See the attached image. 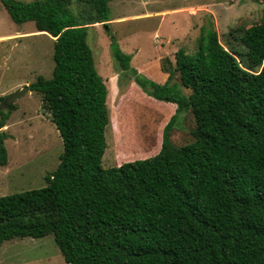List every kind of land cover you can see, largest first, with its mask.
<instances>
[{"label": "trees", "instance_id": "obj_1", "mask_svg": "<svg viewBox=\"0 0 264 264\" xmlns=\"http://www.w3.org/2000/svg\"><path fill=\"white\" fill-rule=\"evenodd\" d=\"M0 1L53 38L51 77L29 88L63 142L45 186L0 196V245L52 234L65 264H264V20L240 30L239 49L203 26L193 53L164 58L162 83L133 73L147 94L190 112V140L171 138L170 115L155 153L104 167L108 89L86 33L111 20V0ZM111 52L130 68L114 36ZM6 96L0 127L14 109H1Z\"/></svg>", "mask_w": 264, "mask_h": 264}, {"label": "rangeland", "instance_id": "obj_2", "mask_svg": "<svg viewBox=\"0 0 264 264\" xmlns=\"http://www.w3.org/2000/svg\"><path fill=\"white\" fill-rule=\"evenodd\" d=\"M109 13L110 21L94 24L86 33L96 71L108 89L104 167L155 153L170 115L176 114L171 138L177 144L190 140V112L177 111L175 103L147 94L145 90L150 87L141 85L133 73L164 82V58L173 61L178 48L193 53L201 28L210 23L221 43H232L239 49L241 45L234 37L264 20V0H111ZM111 36L124 53L130 54L129 69L123 70L112 56ZM52 39L46 32L38 33L32 21L14 22L0 1V96L28 87L10 103L14 109L0 127L7 151L6 163L0 165V196L45 186V177L56 169L63 151L62 137L42 108L40 95L29 88L38 75L51 77ZM173 81H178L177 76ZM1 109L8 107L1 103ZM0 264L65 261L49 234L4 241Z\"/></svg>", "mask_w": 264, "mask_h": 264}, {"label": "water", "instance_id": "obj_3", "mask_svg": "<svg viewBox=\"0 0 264 264\" xmlns=\"http://www.w3.org/2000/svg\"><path fill=\"white\" fill-rule=\"evenodd\" d=\"M26 90H28V87H23L22 89H19L17 91H15L14 93L9 94L8 96L5 97V99L3 100V105L7 108L9 106V104L16 99L19 95H21L23 92H25Z\"/></svg>", "mask_w": 264, "mask_h": 264}, {"label": "crops", "instance_id": "obj_4", "mask_svg": "<svg viewBox=\"0 0 264 264\" xmlns=\"http://www.w3.org/2000/svg\"><path fill=\"white\" fill-rule=\"evenodd\" d=\"M39 33V31H37ZM49 35V34H48ZM50 36V35H49Z\"/></svg>", "mask_w": 264, "mask_h": 264}]
</instances>
